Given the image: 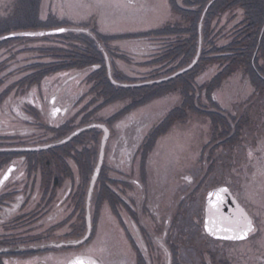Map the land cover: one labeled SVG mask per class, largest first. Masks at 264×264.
<instances>
[{
	"label": "rangeland",
	"instance_id": "1",
	"mask_svg": "<svg viewBox=\"0 0 264 264\" xmlns=\"http://www.w3.org/2000/svg\"><path fill=\"white\" fill-rule=\"evenodd\" d=\"M131 1L134 2L129 3L125 0H0V35L19 30L75 27L68 28L63 34L38 38L16 37L1 41L0 91H6L8 85L16 86L14 84L25 75L29 76V84H33L35 82L36 70H38L37 63L42 62L45 67L50 66L53 64L52 62L57 61L59 55H62V61L55 64H64L65 67L51 73L60 72L62 75H66V73L67 75L75 74L70 85L78 90V108L76 112L78 115H84L87 112L83 110L85 106L87 110L91 109L90 111H92L88 116L80 118L79 121L86 124L91 123L89 121L92 120V117L100 123H104L103 118L108 121L111 135L110 139H108L109 144L106 146L107 148L105 147L104 164L100 170V178L98 177L99 180L97 179L94 186L90 204L92 221L90 238L94 239V241L88 250H86L87 253L100 257L106 264H124L123 257L121 256L123 248L120 243L126 239V236L122 232L120 215L126 213H124L123 207H121L122 204L116 192L120 191L123 186V182L119 181L120 170L127 173V166L122 163L126 158V153L125 150L121 152L114 147L117 146L118 138L123 133V128L128 122V115H142L139 119L143 123H147L140 130L141 137H143L144 134H147L146 132L150 127L153 130L155 129V131L159 130V126L165 123V117L169 113V110L181 105L183 96L177 83L170 85L176 82L173 79L168 85L174 87V89L161 93L150 102L137 107H130L131 109L128 108L129 110L127 107L131 103L132 97L130 96L105 102L103 94L107 93H104L103 86L98 85L96 87L94 86L95 81L88 79L89 74L87 72L89 69L86 68L92 64L80 66L82 64L79 63L81 60L88 59L82 54L84 51L92 54V46L88 43L86 35L89 34L94 39L91 40L98 43V48L106 52L109 57L111 75H115V79L119 82L133 83L147 79H158L173 73L175 62L170 65L166 59L156 61L158 58L156 56L161 55L163 53L162 49L168 48L170 42L189 40L195 32L192 29L193 15L191 13H181L175 8V2L178 3V7L184 5L182 0ZM24 2L29 5L32 4L33 10H26L28 7L24 10L22 7V10H20L21 4L23 5ZM195 3L199 4H195L192 7L193 10H200L204 4V0ZM35 5L37 9H35ZM32 15L34 17L38 15L41 20H45L43 22L44 25H37L36 20L30 21ZM241 19V8L227 9L218 18L213 17V22L208 32H232L230 31L232 25ZM165 26H169L172 30L171 32L178 31L183 33H172L167 36L162 35L158 37L151 34L152 31H159ZM78 28L83 31L86 30L85 33H82L85 39H82L81 35H77L76 31L74 33L69 31L77 30ZM202 29H204V23L201 26V36L203 31L207 32L205 29ZM93 32L95 34L101 33L102 36L148 32V34L142 36L147 35L150 39L149 41L137 42L134 38L140 36H136L134 38L116 39L109 42L97 39ZM204 43L206 44V41ZM207 43H209L208 39ZM142 45L151 46L148 48L140 47ZM202 45L203 40L201 41V48ZM109 49L111 52H109ZM67 55H70L69 60L72 62V66L67 65L69 63L68 60H65ZM260 62L264 64V56ZM10 66L13 67V70H10ZM90 69V73H92L95 68L92 67ZM216 70V64H209L203 71L195 74V81L190 84L191 91H189L193 98L195 93H205L203 88H205V85ZM186 75L184 74L180 79L186 80V78H189ZM44 80L48 82L47 79H43V82ZM22 82H26V79H23ZM81 82L82 85H78ZM262 87L256 88L249 75L239 67L229 76L224 77L221 86L213 89L211 94L213 95L212 101L208 100L207 96L199 94L198 97L194 98L195 109L191 107L192 104L189 107L183 108L184 115L175 119L166 132L156 138V147L151 154L152 168L154 170L157 169V173L160 176L162 174V183L159 185V189H161V186L166 185L164 190H167V196H169V193L176 195L180 189L179 173L185 170L190 171L197 181L199 176L195 173L196 170L194 168H196L195 159L199 152L202 158L207 157V159H212L214 155L216 156L220 153L219 158L221 161L213 172L214 176H210L206 180V186L216 183L218 181L217 176L219 175L221 177H229L236 167L244 163L246 157L251 161L252 159L254 160L252 164L253 170L257 174H261V170H264V165L255 160L252 150L258 149L264 152V90ZM128 89V94L132 92V89L136 91V94L142 90L141 87ZM19 91L17 90V94L21 93ZM44 91L46 93V88H44ZM122 110H124L122 115L113 118L115 114ZM209 113H213L217 119L218 116L236 118V124L240 123V134L233 145L224 142L226 135H222L223 141L215 144L221 137V133L213 129L214 123L210 121ZM222 124L223 122L219 123V125ZM72 126L70 123L62 126L60 131L55 132V136L61 135L62 138L67 136ZM129 129L130 135L133 134L135 124ZM38 134H40V138H33L31 140L32 143H43L52 137V132L47 129L40 131ZM73 142L74 140L70 143L72 144ZM75 142L78 147H81L80 144L83 143L82 136H79ZM85 142L89 143V139H86ZM70 143L61 146V155L50 164L46 171L43 168L42 171L46 175L43 184H49L54 174H57L58 178L62 180L67 174L65 170L70 169V167L76 173L75 184L73 185L74 194H72V198H69V203L63 205L64 210L59 218L64 219L76 204L77 210H74L72 214L73 219L70 221L71 215L68 217L67 221L70 222L62 227L61 232L64 233L70 228L72 231L71 235L79 237L86 231L85 222L83 221L85 216V204L83 201H85L89 179L97 161L100 139L94 144L90 142V146L86 147L87 143L83 145V149L79 151L77 156L78 167L75 164H71L70 161H66L65 163L64 160H61L63 157H68ZM257 144L259 145L257 146ZM216 145L218 147L214 151L212 147ZM31 163L33 165L34 161ZM190 167L192 170L189 169ZM212 168L213 165H210V170H213ZM42 178L43 174L41 172L39 176L37 175L39 185L42 183ZM166 183L169 184L167 185ZM245 186L248 196L252 197L254 195L264 204V197H260L263 192L261 194L258 193L264 190V175H258L257 183L252 180L246 182ZM203 187L204 185L200 187V190ZM256 192L258 193V197ZM197 203V199L194 202L185 201L183 217L180 220L187 222L186 225H191L188 222L197 220V213L190 210V205L197 206ZM39 231H46L47 233L49 229L46 225L41 224L36 229L29 231V235H33L34 232L37 233ZM262 238L256 239L255 242L257 243L252 246L247 245L248 249L252 248V255L242 262L239 260L238 264H264V234ZM109 242L110 246H112L110 249L112 253L108 249L107 244ZM79 246L80 248L76 247L81 249L84 245ZM241 247L246 251L245 245H241ZM46 262L48 264H63L64 261L58 257L55 263L49 260ZM219 262L211 260L213 264H219ZM234 262L237 263L236 261ZM29 263L33 264L34 261H30ZM194 263L197 262H187V264Z\"/></svg>",
	"mask_w": 264,
	"mask_h": 264
},
{
	"label": "flooded vegetation",
	"instance_id": "2",
	"mask_svg": "<svg viewBox=\"0 0 264 264\" xmlns=\"http://www.w3.org/2000/svg\"><path fill=\"white\" fill-rule=\"evenodd\" d=\"M134 39L143 42L149 41L150 38L146 35ZM92 67L91 65L86 68L89 69L88 74ZM9 68L13 70L12 66ZM72 75L75 74L51 73L36 80L34 85L29 84V79L25 75L14 84L16 86L8 85L6 91H0V264H30V261H34L33 264H48L47 260L55 263L58 257L64 261L63 264H69L71 261H73L71 264H106L100 257L86 252L94 239L88 237L77 245L71 243L82 238L85 232L79 237H73L70 228L64 233L61 232L62 227L73 219L74 210H77L75 204L64 219L59 218L64 210L63 205H67L69 198L74 194L76 173L73 169L71 167L66 169L67 174L62 180L54 174L49 184H43L46 175L42 170L44 168L46 171L50 164L59 158L62 145L74 140L72 144L70 143L68 157L61 160L65 163L70 161L78 167L77 156L87 143L86 139H89V143L85 145L87 147L91 145L90 142L94 144L99 141L103 134L100 128H92L82 131L63 144L60 143L62 136H55V132L60 131L62 126L68 123L73 125L68 135L86 124L79 121L84 115H78L76 112L78 90L70 85L72 79H68ZM262 75L264 79V73ZM23 79H26V82H22ZM43 79H47L48 82L45 80L43 82ZM78 85L81 86L82 82ZM43 87L46 88V93ZM17 90L21 93L17 94ZM90 110L86 109V116L92 112ZM141 116L128 115V122L118 138L117 146L114 147L121 152L125 150L126 153L122 163L127 166V173L120 170L119 181L123 182V186L116 192L126 213L120 215L122 232L126 236L120 243L123 248L121 256L124 264H187L191 261L197 262L194 264H213L212 259L220 261L219 264L221 262L238 264L239 260L242 262L251 256L252 248L248 249L247 245L252 246L257 243L256 239H263L264 204L256 196H248L245 185L252 180L257 183L258 175H264V170L257 174L252 167L254 160L246 157L244 163L236 167L229 177L219 175L216 183L206 186V180L214 176L213 172L221 161L220 153H215L216 156L207 159L204 156L202 158L199 152L194 168L199 176L198 180H195L190 171L179 173L180 189L176 195L169 193L167 196V190H164L166 185L159 189L162 174L160 176L157 169L152 168L151 163V154L157 141L151 146L150 151L142 150L151 144L145 140L153 128L150 127L147 134L141 137L140 130L147 125L139 119ZM102 120L103 124L109 126L106 119ZM89 122L98 120L92 117ZM133 124L135 130L130 135L129 128ZM45 129L52 132V137L43 143H32L31 140L40 138L38 133ZM79 136L83 138L81 147L75 142ZM108 141L106 146L109 144ZM47 144L51 145L47 149H26ZM217 147L212 148L216 151ZM252 152L255 160L264 165V152L258 149ZM210 165H213V170H210ZM189 169L192 170L191 167ZM41 172L43 178L39 185L37 175L39 176ZM219 186H227L231 196L247 214L244 212L245 214L236 215L228 206L224 211L217 209L213 216H207V193ZM258 193H262L260 197H264V190ZM258 193L256 192L257 197ZM196 199L197 206L190 205V210L197 213V220L188 222L191 225H186L187 222L180 220L183 217L185 201L194 202ZM231 200L229 195H224L215 200V203L228 204L232 203ZM70 215L71 219L67 221ZM83 221L85 222V218ZM247 221H251L252 230L246 237L229 238L239 235L236 229L237 222L243 227ZM41 224L48 227L47 233L39 231L29 235V231ZM226 228H233L234 231H224ZM60 242L66 244L53 245ZM79 245L84 246L79 249ZM107 245L111 252L110 242ZM241 245L246 246V251ZM87 256L88 258H85Z\"/></svg>",
	"mask_w": 264,
	"mask_h": 264
},
{
	"label": "trees",
	"instance_id": "3",
	"mask_svg": "<svg viewBox=\"0 0 264 264\" xmlns=\"http://www.w3.org/2000/svg\"><path fill=\"white\" fill-rule=\"evenodd\" d=\"M39 1V0H36ZM183 6L178 7V3L175 2V8L178 9L181 13H191L194 19H192V29L195 31L193 33L192 38L185 41H174L169 43L168 48H163L161 51L163 52L161 55H158L156 57L157 60L166 59L168 60L169 64L172 65L173 62L175 64L173 65L175 69L173 72L178 70L179 68L186 66L194 57L197 45H198V22L201 18V14L204 11V15L202 19V25L204 23V29L207 32H202V40L203 45L201 48V53L198 58V61L190 68L189 70L176 75L174 77H170L167 80L161 81V82H153L138 86H122L119 84H113L108 75L106 66L104 64L103 59V50L101 48H98V43L93 41L94 39L87 34V41L91 44L92 48V54L88 51H84L82 54L87 60H81L82 65L80 66H86L91 65L95 68L94 72L89 73L88 79L95 81L94 86L98 87L103 86L104 93V100L105 102L113 101L118 98L124 97V96H130L131 103L127 107V109H131L130 107H137L142 104H145L147 102L152 101L156 96H159L161 93H164L166 91H170L174 89V87L169 86L168 84L174 79V83L172 84H178L180 92L183 96V100L181 101V105L178 107H173L169 110V113L165 117V123L161 124L159 126V130L155 131V129L149 133L146 142H151L150 145H148V148L142 149L144 152H148L151 150V146L155 143L156 138L160 134H163L166 132V130L170 127V125L173 123V121L181 116L184 115L183 108L186 106L189 107L191 104V107L195 109V99L199 96V94H203L204 96H207L208 100L213 99V89L221 86L222 80L225 76H229L233 71L237 68H242L246 74L249 75L252 83L256 86V88L259 89V86H263L264 90V79H263V73H264V67L263 63L260 62V60L264 56V0H204V4L200 10H193V6L195 3L200 0H182ZM21 4L20 10L27 9L30 10L33 8L32 4ZM36 3V2H35ZM38 7V2H37ZM234 8H241L242 11V19L235 24L232 25L230 28V31L232 32H208L209 27L211 23L213 22V17H219L223 11L225 10H231ZM35 9L36 5H35ZM33 10V9H32ZM29 19V18H28ZM38 23L37 25L43 24L45 20H41L39 16L30 18V21H34ZM30 24V23H29ZM31 25V24H30ZM44 25V24H43ZM202 29V30H204ZM157 31V32H156ZM171 28L169 26H165L164 28L158 30H155L151 32L152 35L155 36H167L172 33L180 34L183 32H178L176 29L171 32ZM74 33V31H71ZM77 35H81L82 39H85L82 33L85 32H76ZM93 34L99 38L101 41H113V40H120V39H126V38H134L136 36H142L145 34H148V32L145 33H139V34H130L127 33L125 35H104L102 36L100 34ZM84 37V38H83ZM209 37V38H208ZM93 39V40H91ZM207 39L208 42L207 43ZM221 40V41H220ZM178 41V42H177ZM206 41V44L204 43ZM1 43V42H0ZM103 47V46H102ZM109 52L111 50L109 49ZM124 55V54H123ZM63 56L59 55L57 57V61L52 62L53 64L50 66H44V63L38 62L37 67L38 70H36V77L35 80H39L43 78L46 74H49L51 72L57 71V69L65 67V65H56L55 63H59L62 61ZM70 55L66 56L65 60H68L69 63L67 65L72 66V62L69 60ZM50 64V63H49ZM101 64V67H100ZM209 64H216L217 70L215 71L214 75L210 78L208 83L205 85V88H203V91L205 93H195V96L193 98L192 95H190L189 91H191L190 84L195 81V74L200 73L203 71L204 68H206ZM43 66V67H42ZM41 67V68H40ZM91 70V69H90ZM120 72V71H119ZM189 76V78H186V80H181L180 78L184 75ZM29 78V76H27ZM115 78V75H113ZM117 80V79H116ZM149 80V79H147ZM132 87H141L142 90L140 93L136 94L135 90L132 89V92L128 94V88ZM178 88V87H177ZM207 94V95H206ZM87 107H84V110L86 111ZM128 109V110H129ZM94 110V109H93ZM127 111V110H126ZM124 113V110L120 111L119 113L115 114L113 118H116ZM87 112L84 114L83 117H86ZM210 114V121H213V129L215 131H218L221 133V137L215 142L217 144L219 141L222 140V135H226L224 142L226 144H234V141L239 137L240 134V123L236 124V118L232 117H220L218 116V119L214 117L213 113ZM82 117V118H83ZM169 118V121H168ZM223 124L219 125L220 122ZM217 146V145H216ZM90 174V173H89ZM88 174V175H89ZM100 178V176H99ZM98 178V180H99ZM88 180V178H87ZM84 202V201H83Z\"/></svg>",
	"mask_w": 264,
	"mask_h": 264
},
{
	"label": "water",
	"instance_id": "4",
	"mask_svg": "<svg viewBox=\"0 0 264 264\" xmlns=\"http://www.w3.org/2000/svg\"><path fill=\"white\" fill-rule=\"evenodd\" d=\"M203 15H204V12L202 13L200 21H199V24H198V46H197V51H196L195 56L191 60V62L187 66L177 70L176 72H174L170 76L164 77V78H159V79H156L154 81L161 82L163 80H167L169 77H174L176 75H179V74L185 72L186 70L190 69L197 62L198 57H199L200 52H201V41H202V38H201V26H202ZM67 30H68L67 28L60 27V28H53V29L13 31V32H9V33L0 35V41L5 40V39H10V38H16V37H42V36H48V35H56V34L64 33ZM104 56H105V60H106L107 73H108V76H109L111 82L113 84H119V85H122V86H128L129 84L117 82V81H115L112 78L108 56H107L106 53H104ZM154 81L151 80V81H146V82H142V83H134L132 85H136V86L137 85H143V84L153 83ZM92 127L101 128L103 130V136L101 138L98 159H97L96 165H95V167L93 169V172L91 174L89 185H88V189H87V193H86V203H85L86 232H85L84 236L81 239L71 242L73 244H79V243L83 242L84 240H86L89 237L90 232H91V213H90L91 198H92L94 186H95V183L97 181V178H98V175H99V172H100V169H101V165H102V162H103L104 148H105L106 140H107V138L109 136V129L104 124L92 123L90 125L78 128L73 133H71L68 137L64 138L61 141V143H64V142L68 141L70 138H72L74 135L79 134L82 130H85V129H88V128H92ZM48 147H50V145H41V146H35V147L26 148V149H28V150H38V149H47ZM222 188H226L227 189V191H226L227 193L226 192H219V190L222 189ZM217 193H219V197H223L224 195L225 196L229 195L232 198V200H231L232 203H228V204L227 203L225 204L224 202H222V203L216 202L215 203V200L217 201V199H218V197L216 195ZM230 205L232 207H230ZM228 206H229L230 211L234 210V213L236 215H240V214H245L246 213L245 210L241 207V205L231 196V194L229 193V190H228V188L226 186H220V187L214 188V189H212V190H210L208 192V194H207V202H206V210H207L206 213H207V216H213L214 212L217 211V209L218 210L221 209L222 211H224V208L228 207ZM248 220H250L249 217H248ZM65 244L66 243H64V242H60V243H55L53 245L62 246V245H65ZM85 258H88V256L85 257ZM90 258L94 259L93 257H90ZM72 262L73 261H71L69 264H71Z\"/></svg>",
	"mask_w": 264,
	"mask_h": 264
},
{
	"label": "snow or ice",
	"instance_id": "5",
	"mask_svg": "<svg viewBox=\"0 0 264 264\" xmlns=\"http://www.w3.org/2000/svg\"><path fill=\"white\" fill-rule=\"evenodd\" d=\"M226 191H227L226 188H222V189L219 190V192H226ZM216 195H217L218 199H220L219 193H217ZM236 229L239 231V235H237L235 237H229V238H244L248 234V232L250 230H252L251 229V221H247L246 222V226H243V227H241L240 223L237 222L236 223ZM223 230L224 231H228V232L234 231L233 228H226V229H223Z\"/></svg>",
	"mask_w": 264,
	"mask_h": 264
}]
</instances>
